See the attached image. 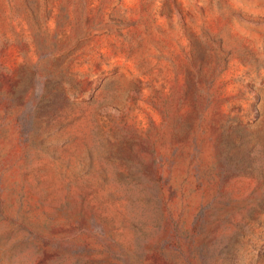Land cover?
Masks as SVG:
<instances>
[{
	"label": "rangeland",
	"instance_id": "obj_1",
	"mask_svg": "<svg viewBox=\"0 0 264 264\" xmlns=\"http://www.w3.org/2000/svg\"><path fill=\"white\" fill-rule=\"evenodd\" d=\"M0 264H264V0H0Z\"/></svg>",
	"mask_w": 264,
	"mask_h": 264
}]
</instances>
